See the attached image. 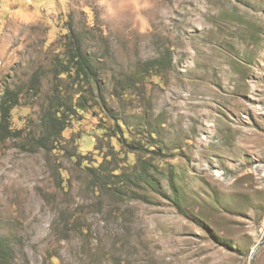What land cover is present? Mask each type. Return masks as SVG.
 Returning <instances> with one entry per match:
<instances>
[{
	"label": "rangeland",
	"instance_id": "obj_1",
	"mask_svg": "<svg viewBox=\"0 0 264 264\" xmlns=\"http://www.w3.org/2000/svg\"><path fill=\"white\" fill-rule=\"evenodd\" d=\"M6 91L11 264H264V0H0Z\"/></svg>",
	"mask_w": 264,
	"mask_h": 264
},
{
	"label": "trees",
	"instance_id": "obj_2",
	"mask_svg": "<svg viewBox=\"0 0 264 264\" xmlns=\"http://www.w3.org/2000/svg\"><path fill=\"white\" fill-rule=\"evenodd\" d=\"M72 56L69 57L71 59L70 66L68 67V71L74 70V73L80 78V84L84 86L81 93L84 92V95L79 97V103L76 106V109L81 111L86 110L89 106H99L96 102H92L94 100L93 87L95 86V78L94 73L90 71L89 68V60L82 53L78 52L77 49H74ZM160 61H151L149 63H145L144 71H152L158 68ZM68 71H62L61 74L67 73ZM98 92V91H97ZM17 95H14L10 91H6L3 94V97L0 101V141H4L10 138L19 137L20 131H15L11 128V111L17 105ZM91 102V103H89ZM62 107V105H60ZM71 111V109H70ZM69 111V112H70ZM67 113V115L69 114ZM72 112V111H71ZM63 117H61V115ZM63 112L59 110L56 111L55 116L51 117V119L47 121L48 131H52L54 128L62 127V124L65 123V117L67 116ZM72 115V114H71ZM70 115V116H71ZM60 116V119H59ZM68 117V116H67ZM63 118V119H62ZM147 169V168H145ZM12 260V251L8 244L5 242L3 238L0 237V264H11Z\"/></svg>",
	"mask_w": 264,
	"mask_h": 264
}]
</instances>
